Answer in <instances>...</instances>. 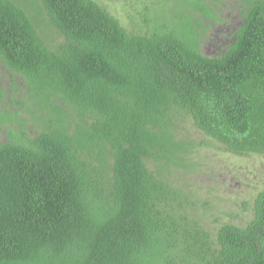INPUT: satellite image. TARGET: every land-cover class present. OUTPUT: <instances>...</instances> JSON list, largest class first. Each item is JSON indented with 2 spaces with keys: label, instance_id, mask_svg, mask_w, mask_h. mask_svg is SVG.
I'll return each instance as SVG.
<instances>
[{
  "label": "trees",
  "instance_id": "16d2710c",
  "mask_svg": "<svg viewBox=\"0 0 264 264\" xmlns=\"http://www.w3.org/2000/svg\"><path fill=\"white\" fill-rule=\"evenodd\" d=\"M122 1L132 30L99 0H40V20L0 0V64L26 86L0 106V264H264V188L213 235L188 184L203 147L264 156V0H234L213 57L224 0Z\"/></svg>",
  "mask_w": 264,
  "mask_h": 264
},
{
  "label": "rangeland",
  "instance_id": "374dc122",
  "mask_svg": "<svg viewBox=\"0 0 264 264\" xmlns=\"http://www.w3.org/2000/svg\"><path fill=\"white\" fill-rule=\"evenodd\" d=\"M25 5V7L39 19L43 16L42 4L40 0H17ZM113 15L119 18L123 25L131 27L130 15L135 12L125 8L122 0H99ZM145 1V0H144ZM156 1L160 4H171L176 11L184 8L177 0H149ZM229 4V8L222 12L225 22L217 25L216 28L210 29L207 42L202 45V52L206 56H216L221 52L220 42L228 44L226 38L231 35L235 27L242 21L241 10L237 6V1L224 0ZM127 12V13H126ZM44 18V17H42ZM40 20V19H39ZM222 24V26H221ZM222 27L226 30L223 31ZM133 29V28H132ZM131 29V30H132ZM52 46L59 45L63 42V38L54 34ZM219 45V46H217ZM13 77L0 65V91L4 96V102L0 105L3 110H19L20 105L17 100L23 99L25 85L15 83ZM22 113L27 118L31 129V135H35L41 131L40 126L35 123L36 119ZM191 132L197 140H201L203 135L200 134L192 125L191 121L183 125V132ZM9 141V134L5 126L0 125V143ZM221 145L216 143L211 147L201 148L199 154L195 157L198 164V172L194 178L190 179L189 185L195 191L196 198L200 200L199 215L203 221L206 230L216 235L219 228L224 223H234L237 225H245V222L252 219L253 211L251 206L247 210L245 202L253 203L257 194L264 188V156L251 155L249 157H238L223 150Z\"/></svg>",
  "mask_w": 264,
  "mask_h": 264
},
{
  "label": "flooded vegetation",
  "instance_id": "af4514ba",
  "mask_svg": "<svg viewBox=\"0 0 264 264\" xmlns=\"http://www.w3.org/2000/svg\"><path fill=\"white\" fill-rule=\"evenodd\" d=\"M1 65V64H0Z\"/></svg>",
  "mask_w": 264,
  "mask_h": 264
}]
</instances>
